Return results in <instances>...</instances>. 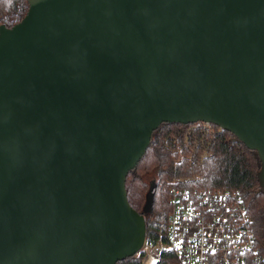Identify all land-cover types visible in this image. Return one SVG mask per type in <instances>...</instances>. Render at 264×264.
Here are the masks:
<instances>
[{"label": "water", "instance_id": "obj_1", "mask_svg": "<svg viewBox=\"0 0 264 264\" xmlns=\"http://www.w3.org/2000/svg\"><path fill=\"white\" fill-rule=\"evenodd\" d=\"M0 25V264L141 251L125 179L162 123H208L264 179V0H26Z\"/></svg>", "mask_w": 264, "mask_h": 264}, {"label": "trees", "instance_id": "obj_2", "mask_svg": "<svg viewBox=\"0 0 264 264\" xmlns=\"http://www.w3.org/2000/svg\"><path fill=\"white\" fill-rule=\"evenodd\" d=\"M27 6L26 0H0V25L10 28L18 23L25 15ZM186 128L189 129L190 125L160 124L152 132L143 156L126 176L127 202L136 212H142L146 195L151 190L150 211L144 215L146 242H154L157 231L165 224L169 212L168 191L172 180L192 176L196 179L192 183L195 189L229 192L240 199L248 217L253 242L249 261L263 264L264 192L257 179L259 162L256 153L246 149L228 132L221 131L212 138L206 137L210 157L189 166L186 161L187 150L181 141ZM213 128L215 129L214 126ZM148 176L154 178L149 184L144 179ZM141 259L142 251H139L116 264H143ZM172 261V256L163 254L160 261L154 264H173Z\"/></svg>", "mask_w": 264, "mask_h": 264}, {"label": "built area", "instance_id": "obj_3", "mask_svg": "<svg viewBox=\"0 0 264 264\" xmlns=\"http://www.w3.org/2000/svg\"><path fill=\"white\" fill-rule=\"evenodd\" d=\"M189 125L181 141L187 150L186 161L193 166L210 157L206 137L222 130L202 122ZM195 180H172L165 224L154 242L145 240L142 263L149 259L156 263L165 254L175 264H257L248 258L253 242L240 199L229 192L195 189Z\"/></svg>", "mask_w": 264, "mask_h": 264}, {"label": "rangeland", "instance_id": "obj_4", "mask_svg": "<svg viewBox=\"0 0 264 264\" xmlns=\"http://www.w3.org/2000/svg\"><path fill=\"white\" fill-rule=\"evenodd\" d=\"M174 137H178L177 135H174ZM175 140V139H174ZM182 157V156H181ZM183 158V157H182ZM175 159V158H174ZM175 161H177V159H175ZM177 164V163H176ZM189 178H194V177H189ZM145 179V182L147 183V184H149V183H151V181H153V179L154 178H152V176H151V178H149V176L148 177H145L144 178ZM261 182H262V188L264 189V179L263 180H261ZM141 262H143L142 261V259H141ZM173 262V264H175V262L174 261H172ZM154 262L152 261V260H147V262H146V264H153Z\"/></svg>", "mask_w": 264, "mask_h": 264}]
</instances>
